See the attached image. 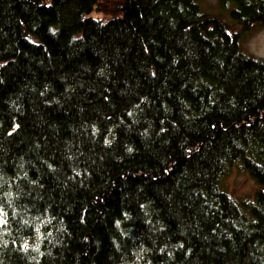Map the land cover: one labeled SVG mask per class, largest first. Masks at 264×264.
<instances>
[{"label": "trees", "instance_id": "obj_1", "mask_svg": "<svg viewBox=\"0 0 264 264\" xmlns=\"http://www.w3.org/2000/svg\"><path fill=\"white\" fill-rule=\"evenodd\" d=\"M217 1L238 30L196 0H0V264H264V60L241 49L264 0Z\"/></svg>", "mask_w": 264, "mask_h": 264}, {"label": "rangeland", "instance_id": "obj_2", "mask_svg": "<svg viewBox=\"0 0 264 264\" xmlns=\"http://www.w3.org/2000/svg\"><path fill=\"white\" fill-rule=\"evenodd\" d=\"M201 8L209 13H214L219 16L227 15V20L221 18L224 23L227 24L229 31L232 29L238 30V24L233 20L228 13L222 12L217 0H196ZM225 13V15H224ZM91 16L111 19L113 17L122 16V11L117 12L116 14L107 13L106 15L93 13ZM229 22V23H228ZM241 49L249 56H252L256 59L264 60V28L256 26L252 29L244 38L241 40ZM223 186L225 190L232 196L236 201L245 202L249 204L254 199V194L258 189L255 182L238 166H234L230 172L224 177Z\"/></svg>", "mask_w": 264, "mask_h": 264}]
</instances>
